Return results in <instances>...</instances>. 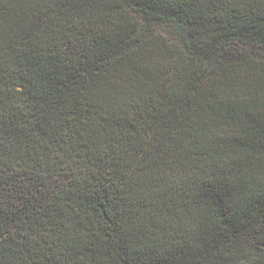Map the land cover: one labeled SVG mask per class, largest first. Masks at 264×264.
I'll return each instance as SVG.
<instances>
[{
    "label": "trees",
    "instance_id": "trees-1",
    "mask_svg": "<svg viewBox=\"0 0 264 264\" xmlns=\"http://www.w3.org/2000/svg\"><path fill=\"white\" fill-rule=\"evenodd\" d=\"M0 264H264V0H0Z\"/></svg>",
    "mask_w": 264,
    "mask_h": 264
}]
</instances>
